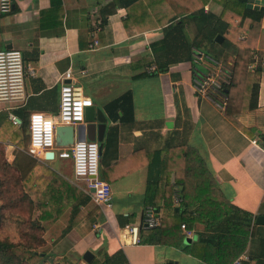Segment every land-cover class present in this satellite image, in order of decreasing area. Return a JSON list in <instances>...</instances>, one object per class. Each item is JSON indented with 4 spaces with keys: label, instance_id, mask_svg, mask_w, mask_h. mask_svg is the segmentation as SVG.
I'll use <instances>...</instances> for the list:
<instances>
[{
    "label": "crops",
    "instance_id": "obj_1",
    "mask_svg": "<svg viewBox=\"0 0 264 264\" xmlns=\"http://www.w3.org/2000/svg\"><path fill=\"white\" fill-rule=\"evenodd\" d=\"M197 2L13 0L11 10L0 15V49H19L26 69L32 71L25 74L24 106L29 114H57L60 86L66 81L80 86L91 106L101 112L99 118L105 123L101 144L114 126L109 144L112 165L104 172L112 205L103 207L92 200L86 181L74 177L71 158L55 155L41 160L38 154H25L29 128L25 139L24 133L16 138L12 131L20 128L21 120L18 117L19 122L13 123L9 118V113L18 116L20 107L12 102L2 104L0 144L5 152H12L8 159L13 160L16 153L31 156L28 167L44 162L75 186L80 198L89 196L69 236L70 250L77 254L86 250L111 254L121 249L129 264H231L241 251L246 257L243 264H264V225L257 227L256 237L245 242L243 238L252 226L232 225L221 240L220 250L210 244L201 256L196 254L197 248L191 250L192 243L209 231L206 226L231 207L250 213L253 220L264 214V15L248 64L249 70L259 67V78L250 81L249 90L246 87L243 107L233 114V121L225 114L226 106L220 109L210 98L195 92L189 58L190 41L207 13H221V3L208 0L198 14L181 13L173 21H182V25L167 33L165 30L174 10L192 9ZM250 4L264 11V0H250ZM236 34L240 39L245 36L243 31ZM219 36L221 42L223 36ZM224 63L232 70L233 55ZM203 66L211 68L209 63ZM67 70L71 77L65 79L62 75ZM127 90L131 92L132 111L125 107L110 112L106 104ZM68 146L56 142L60 150ZM56 157L63 170L54 165ZM182 163L186 168L185 190L179 194L174 177ZM24 165L19 162L18 167ZM168 167L172 169L167 176ZM44 177L55 178L51 174ZM149 180H159V185ZM167 182L173 184L171 195L168 188L164 190ZM176 196L178 202L174 201ZM185 204L194 215L191 236L180 226L166 227L157 243L138 241L139 232L149 230L142 227L146 206H154L161 215L183 210Z\"/></svg>",
    "mask_w": 264,
    "mask_h": 264
},
{
    "label": "trees",
    "instance_id": "obj_2",
    "mask_svg": "<svg viewBox=\"0 0 264 264\" xmlns=\"http://www.w3.org/2000/svg\"><path fill=\"white\" fill-rule=\"evenodd\" d=\"M135 0H130L132 3ZM208 0H198L192 9L174 10L172 15V21L166 25V33L168 31L179 28L182 25V21H173L179 17L181 13L192 16L198 14L199 7H202ZM222 5V11L218 16H214L211 13H207L206 20L202 24L201 28L196 32L194 38L190 41V45L196 46L202 49L207 54L223 62L227 61L229 54L233 55L232 64V76L230 82L225 86V92L228 94V101L225 108V114L228 118L234 119L233 114L242 109V99L244 98V91L251 84L250 81L259 78L257 67L255 70H249L248 64L251 61V51L256 47L257 35L260 28V24L264 15V11L259 6H251L250 0H218ZM172 8L174 5L172 4ZM173 10V9H172ZM196 11V12H193ZM106 23V18H102V24ZM124 25L128 26L125 21ZM243 31L245 36L240 39L238 38V32ZM217 35L223 36V40L218 42L215 38ZM191 52V51H190ZM191 59V54L189 56ZM254 71L255 73H253ZM254 75V76H252ZM242 104V105H241ZM110 112H115L124 109L125 107L132 111L131 103V92L127 90L120 96L110 101L105 106ZM126 110V109H125ZM18 117L21 120L20 128L13 129V136L18 138L19 135L23 134L25 139V132L28 130V119L29 113L27 112L26 106H22L16 110ZM114 117V114H113ZM235 121V120H233ZM11 123V121L9 122ZM241 126V125H239ZM114 126L110 127L105 141L103 142L101 154H100V165H101V177L104 179V172L107 168L112 165V153L109 149L110 137ZM113 140V139H112ZM19 146L23 145V142L19 140ZM0 168L1 161L4 156V150L0 144ZM24 156V155H23ZM30 160L31 156L28 157ZM18 170V176L14 179L21 182L23 190L22 196L29 199V194L39 196V219L41 220V229L45 227L46 223L54 222L62 218L65 208H69V216L67 223L62 228L59 236L60 239L56 240L53 236L49 237L50 242L41 248L30 246L28 244L23 245L22 242H15L8 238H0V264H69L68 257L66 256L69 251L72 242L67 241L68 237L72 234V229L75 225L76 218L79 214L81 205H84L88 200V195H83L80 198V191L66 181L60 175L55 173L49 166L41 162L34 163L28 167L24 165L22 167L16 166ZM172 168H166L167 176L169 175ZM184 172L186 168L182 163L181 166L175 170L174 185L179 187V194H184ZM45 174H51L55 178H46ZM59 183H56V180ZM105 180V179H104ZM4 181V178L0 176V186ZM152 185H159V180L152 182ZM150 185V184H149ZM152 187V186H151ZM168 188L169 195L172 194L173 184L169 182L164 183V190ZM2 192V190L0 189ZM155 196V194H154ZM30 200V199H29ZM156 204V202H155ZM4 206L0 204V225L4 222V215L2 212ZM171 210H174V208ZM174 215L176 217L174 218ZM161 224L154 228H149L148 231L139 232L140 243H157L160 239L162 229L166 227L179 228L181 223L191 228L194 222L193 210L185 207L183 210L163 212L159 215ZM245 225L249 228L248 235L244 237V242L247 238L256 237L257 227L262 225L256 224L251 214L240 210L237 207H231L230 211H227L223 216L212 224H208L206 229L209 227L207 233H203L199 238L194 241L191 245V250L194 252V248L198 249L196 253L201 256L203 248L206 244H210L216 249L220 250L221 240L228 236L230 227L232 225ZM70 238V237H69ZM264 241V238H262ZM61 240L67 241V244L60 243ZM60 245L61 247H58ZM223 252V250L221 249ZM242 252H237L233 257L235 259ZM232 259V260H233ZM86 262V261H85ZM86 264H129L125 254L121 249L109 254L105 250L97 251L92 259Z\"/></svg>",
    "mask_w": 264,
    "mask_h": 264
},
{
    "label": "built area",
    "instance_id": "obj_3",
    "mask_svg": "<svg viewBox=\"0 0 264 264\" xmlns=\"http://www.w3.org/2000/svg\"><path fill=\"white\" fill-rule=\"evenodd\" d=\"M13 0H0V15L11 10ZM254 57L256 55L254 54ZM192 81L195 92L202 97L210 98L220 109L225 108L228 94L225 86L230 82L232 70L226 63L207 54L202 49L191 47ZM211 64V68H204V64ZM264 63V61L262 62ZM26 69L22 53L17 48L0 49V111L2 104L15 103L22 107L26 103L25 91ZM71 71L63 73V78H70ZM92 105L80 86L71 82H62L60 86L59 108L57 114L46 111H33L29 114V147L28 153L53 151L54 156L71 158L73 175L76 179L86 181L87 190L92 200L103 207L112 205V191L109 183L100 175L99 143L93 140H74L65 149L56 147V126L60 124L77 125L84 122L85 109ZM13 123H18L16 114L9 113ZM255 142V140H253ZM46 160V159H45ZM175 202L179 197L174 198ZM161 224L160 216L155 207L148 205L143 211L142 227L149 229ZM186 236L192 235V230L181 224ZM136 240V239H134ZM246 257L237 256L231 264H243Z\"/></svg>",
    "mask_w": 264,
    "mask_h": 264
},
{
    "label": "rangeland",
    "instance_id": "obj_4",
    "mask_svg": "<svg viewBox=\"0 0 264 264\" xmlns=\"http://www.w3.org/2000/svg\"><path fill=\"white\" fill-rule=\"evenodd\" d=\"M2 149L4 150V156L1 161L0 176L4 178V181L0 186L2 190V192L0 191V204L4 206L2 212L5 220L0 225V238H8L15 242H22L24 243L23 245L28 244L38 248H41V244L46 246L50 242L49 237L51 236L55 237L56 240L60 239L59 234L67 223L69 209L65 208L61 219L46 223L45 227L41 229V220L39 219L38 221L41 211L38 202L39 196L29 194L30 200L26 199L22 196L23 187L21 182L14 179L19 174L16 168V166H19V162L27 164L31 160L25 155H20V153H16L18 154L16 155L17 159L16 156H14L13 160L8 159L12 152H5L3 146ZM25 154H29L27 147ZM37 154L41 160H45L42 159V154H39V152ZM56 160H58L57 157ZM54 165L56 168L63 170L59 161L54 162ZM67 241L69 242V237ZM67 241L61 240L60 243L65 242L67 244ZM58 247L61 246L58 245ZM66 256L69 264H86L82 254H77L73 249H69Z\"/></svg>",
    "mask_w": 264,
    "mask_h": 264
},
{
    "label": "water",
    "instance_id": "obj_5",
    "mask_svg": "<svg viewBox=\"0 0 264 264\" xmlns=\"http://www.w3.org/2000/svg\"><path fill=\"white\" fill-rule=\"evenodd\" d=\"M257 6V5H255ZM217 41L221 39L219 35L215 38ZM101 112L95 109L93 106H88L85 109L84 122L77 124L76 126L58 125L56 126V142L60 145H68L74 140H93L99 143V149L102 148V135L105 128L104 118H99ZM45 159L50 160L54 157L53 151L44 153ZM256 224L264 225V214H257L254 217ZM137 228L134 231V238L136 239ZM93 253L90 250H86L82 254V258L89 262Z\"/></svg>",
    "mask_w": 264,
    "mask_h": 264
}]
</instances>
